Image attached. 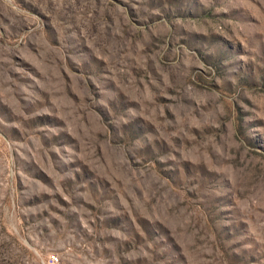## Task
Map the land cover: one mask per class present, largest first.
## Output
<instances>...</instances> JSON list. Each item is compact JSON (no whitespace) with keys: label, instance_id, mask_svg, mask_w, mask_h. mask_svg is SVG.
<instances>
[{"label":"rangeland","instance_id":"obj_1","mask_svg":"<svg viewBox=\"0 0 264 264\" xmlns=\"http://www.w3.org/2000/svg\"><path fill=\"white\" fill-rule=\"evenodd\" d=\"M264 264V0H0V264Z\"/></svg>","mask_w":264,"mask_h":264},{"label":"built area","instance_id":"obj_2","mask_svg":"<svg viewBox=\"0 0 264 264\" xmlns=\"http://www.w3.org/2000/svg\"><path fill=\"white\" fill-rule=\"evenodd\" d=\"M49 263L50 264H59L60 263L59 257L56 254H51L49 256Z\"/></svg>","mask_w":264,"mask_h":264}]
</instances>
